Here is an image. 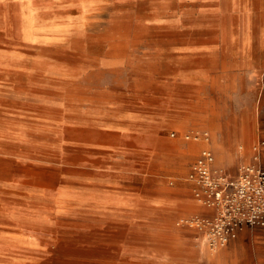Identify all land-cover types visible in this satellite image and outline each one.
<instances>
[{
	"label": "rangeland",
	"instance_id": "1",
	"mask_svg": "<svg viewBox=\"0 0 264 264\" xmlns=\"http://www.w3.org/2000/svg\"><path fill=\"white\" fill-rule=\"evenodd\" d=\"M251 62L264 65V0L0 2V264H221L206 260L197 221L214 211L189 176L203 149L231 178L253 161L264 70L223 79L220 94L193 78L195 112L208 95L219 111L256 116L245 163L217 148L216 135L185 139L204 133L193 128L131 136L117 150L83 142L115 104L150 108L137 91L146 81Z\"/></svg>",
	"mask_w": 264,
	"mask_h": 264
},
{
	"label": "crops",
	"instance_id": "2",
	"mask_svg": "<svg viewBox=\"0 0 264 264\" xmlns=\"http://www.w3.org/2000/svg\"><path fill=\"white\" fill-rule=\"evenodd\" d=\"M5 1L7 0H0V2ZM198 48V46L191 45L193 50ZM193 50H190L192 54ZM263 70L264 65L259 67L256 62H251L249 67H236L229 69V71L217 69L198 72L194 69L185 71L180 69L172 77L161 76L159 80L146 81L147 86H138L137 91H147L152 103L151 107L147 110L140 107L125 110L120 104H115L112 108L111 119L98 118L92 121L91 125L98 130L97 136L84 141L83 144L107 150H117L120 149L123 142L131 139V136L133 140L144 143L145 139L149 137L159 138L171 129L193 128L200 129L210 135H216L217 140L214 143L217 148L229 150V158L235 155L245 163L250 158V152L247 151L243 155L240 149L248 148L252 143L255 134L252 123L255 122L253 118L256 116L241 112L225 113L219 111L210 102L214 101V98L210 99L208 95L204 97L206 104L202 111L195 112L192 98L193 78L200 73L208 88L211 86L215 90L217 87L220 94L224 92L220 85L223 79L226 78L225 82L234 84L244 74L246 78L252 80L257 78L258 74L261 76ZM204 146L206 143L200 147ZM187 150L189 152V145ZM262 160L264 164L263 152ZM207 211L212 213L210 209ZM208 254L211 256L217 254V260L221 264H264V230H258L254 233L246 230L237 240L218 252L209 253L206 251V260L209 258Z\"/></svg>",
	"mask_w": 264,
	"mask_h": 264
},
{
	"label": "built area",
	"instance_id": "3",
	"mask_svg": "<svg viewBox=\"0 0 264 264\" xmlns=\"http://www.w3.org/2000/svg\"><path fill=\"white\" fill-rule=\"evenodd\" d=\"M208 137L207 132L184 136L187 140L207 141ZM263 147L261 140L254 147L253 161L241 165L234 178L216 169L214 155L208 149H203L195 159L189 177L198 186L196 198L214 211L212 217L197 221V227L205 229L207 246L213 253L227 247L246 230H264Z\"/></svg>",
	"mask_w": 264,
	"mask_h": 264
},
{
	"label": "bare ground",
	"instance_id": "4",
	"mask_svg": "<svg viewBox=\"0 0 264 264\" xmlns=\"http://www.w3.org/2000/svg\"><path fill=\"white\" fill-rule=\"evenodd\" d=\"M222 170V169H221Z\"/></svg>",
	"mask_w": 264,
	"mask_h": 264
}]
</instances>
